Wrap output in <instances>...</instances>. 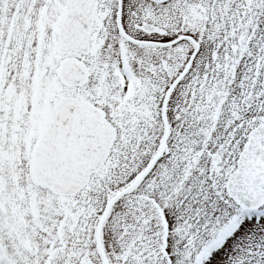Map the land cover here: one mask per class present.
<instances>
[{
	"label": "snow or ice",
	"instance_id": "1",
	"mask_svg": "<svg viewBox=\"0 0 264 264\" xmlns=\"http://www.w3.org/2000/svg\"><path fill=\"white\" fill-rule=\"evenodd\" d=\"M0 264H264V0H0Z\"/></svg>",
	"mask_w": 264,
	"mask_h": 264
}]
</instances>
